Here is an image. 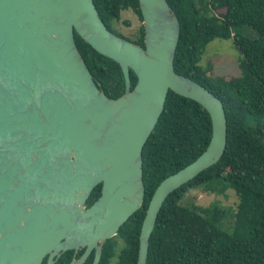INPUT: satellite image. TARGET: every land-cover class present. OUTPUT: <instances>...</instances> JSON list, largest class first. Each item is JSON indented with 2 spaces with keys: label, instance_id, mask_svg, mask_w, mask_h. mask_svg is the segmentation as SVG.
<instances>
[{
  "label": "water",
  "instance_id": "water-1",
  "mask_svg": "<svg viewBox=\"0 0 264 264\" xmlns=\"http://www.w3.org/2000/svg\"><path fill=\"white\" fill-rule=\"evenodd\" d=\"M138 4L144 47L111 32L93 0H0V264H41L47 252L86 245L95 248L93 264H99L106 239L142 207V149L168 91L207 111L211 138L154 190L136 264L147 263L169 194L222 157L227 119L221 100L174 70L175 12L167 0ZM75 32L120 66L121 96L109 98L94 80ZM130 70L137 77L132 89ZM98 184L101 194L87 207Z\"/></svg>",
  "mask_w": 264,
  "mask_h": 264
},
{
  "label": "trees",
  "instance_id": "trees-1",
  "mask_svg": "<svg viewBox=\"0 0 264 264\" xmlns=\"http://www.w3.org/2000/svg\"><path fill=\"white\" fill-rule=\"evenodd\" d=\"M175 12L180 35L174 57L176 73L206 87L224 107L227 130L220 160L165 199L149 239L146 264H264V0H167ZM101 20L116 35L144 47L138 0H93ZM133 11L141 25L132 37L114 23L122 11ZM247 26L257 34L249 39L234 33ZM74 38L94 80L109 98L124 93L120 66L99 54L75 32ZM233 39L241 54L242 75L213 74L201 64L206 45L214 39ZM131 89L137 77L130 70ZM211 120L195 101L168 91L162 113L142 149V207L119 228L122 247L114 264H136L139 233L152 194L167 176L193 162L211 138ZM209 194L233 189L236 211L216 202L208 206L182 203L188 190ZM96 186L86 204L99 194ZM103 247L100 264L114 253Z\"/></svg>",
  "mask_w": 264,
  "mask_h": 264
},
{
  "label": "rangeland",
  "instance_id": "rangeland-1",
  "mask_svg": "<svg viewBox=\"0 0 264 264\" xmlns=\"http://www.w3.org/2000/svg\"><path fill=\"white\" fill-rule=\"evenodd\" d=\"M141 25L138 16L131 10L122 11L120 20L114 23V28L124 36L132 37ZM237 35L249 39H256L258 34L250 27L243 26L234 29ZM241 54L233 43V39H214L206 45L201 64H212L215 76L238 77L242 75L240 64ZM216 202L228 208L232 213L236 211L239 199L233 189H227L223 194L204 193L200 188L188 190L182 201L185 205L192 203L197 206H208Z\"/></svg>",
  "mask_w": 264,
  "mask_h": 264
},
{
  "label": "flooded vegetation",
  "instance_id": "flooded-vegetation-1",
  "mask_svg": "<svg viewBox=\"0 0 264 264\" xmlns=\"http://www.w3.org/2000/svg\"><path fill=\"white\" fill-rule=\"evenodd\" d=\"M98 185H100L99 194L93 199L91 204H93L101 194V184H98ZM90 205H88V206H90ZM107 241H110V243H114V250H113L114 253L112 256H110L108 258L107 261L104 262V264H114L118 258V254H119L120 249L122 247V240L119 237L118 233L116 235L106 239V241L104 242V244L102 246V252H103V247ZM95 252H96L95 248L89 249V247L87 245L86 246H80L77 249H74V248L62 249V248H60V249H57L56 251L52 250L50 252H47L45 254V256L43 257L41 264H75V262L78 261L86 253H87V255H86L85 260L82 264H93L94 259H95ZM102 252H101V257H102ZM101 257H100V260H101ZM100 260H99V264H100Z\"/></svg>",
  "mask_w": 264,
  "mask_h": 264
}]
</instances>
